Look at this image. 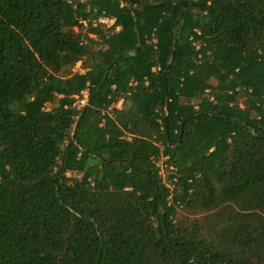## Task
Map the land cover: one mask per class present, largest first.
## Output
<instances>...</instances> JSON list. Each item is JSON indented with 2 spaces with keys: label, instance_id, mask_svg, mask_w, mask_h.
<instances>
[{
  "label": "trees",
  "instance_id": "16d2710c",
  "mask_svg": "<svg viewBox=\"0 0 264 264\" xmlns=\"http://www.w3.org/2000/svg\"><path fill=\"white\" fill-rule=\"evenodd\" d=\"M0 264H264V0H0Z\"/></svg>",
  "mask_w": 264,
  "mask_h": 264
},
{
  "label": "built area",
  "instance_id": "2783aa9c",
  "mask_svg": "<svg viewBox=\"0 0 264 264\" xmlns=\"http://www.w3.org/2000/svg\"><path fill=\"white\" fill-rule=\"evenodd\" d=\"M100 23H103V24H112V23H113V20L103 19V20H100ZM84 94L86 95V97L84 96V98H83V99H85V100L82 99V101H81V102L79 103V105H78L79 108H81L82 106H84V105L87 104V93H84ZM127 103H131V102H126V103H125V107H126V108H129V107L127 106ZM117 104L121 105V106H122V109H121V110H117L116 113H121L122 110H123V101L120 100ZM117 104H115L114 106H112V107L109 109V112H111V110H112ZM131 105H132V103H131Z\"/></svg>",
  "mask_w": 264,
  "mask_h": 264
},
{
  "label": "rangeland",
  "instance_id": "374dc122",
  "mask_svg": "<svg viewBox=\"0 0 264 264\" xmlns=\"http://www.w3.org/2000/svg\"><path fill=\"white\" fill-rule=\"evenodd\" d=\"M84 96L86 97V95L84 94ZM85 100V99H83ZM82 101V100H81ZM81 101L77 102L76 105H78ZM127 106L130 108L131 107V103H127ZM122 106L117 104L112 110H111V114H114V112H116L117 110H121Z\"/></svg>",
  "mask_w": 264,
  "mask_h": 264
},
{
  "label": "water",
  "instance_id": "95a60500",
  "mask_svg": "<svg viewBox=\"0 0 264 264\" xmlns=\"http://www.w3.org/2000/svg\"><path fill=\"white\" fill-rule=\"evenodd\" d=\"M75 135V134H74Z\"/></svg>",
  "mask_w": 264,
  "mask_h": 264
}]
</instances>
